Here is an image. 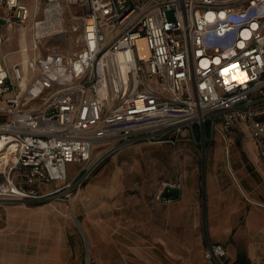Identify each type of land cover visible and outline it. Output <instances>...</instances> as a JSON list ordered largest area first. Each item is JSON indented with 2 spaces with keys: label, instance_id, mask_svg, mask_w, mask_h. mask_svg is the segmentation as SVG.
<instances>
[{
  "label": "built area",
  "instance_id": "1",
  "mask_svg": "<svg viewBox=\"0 0 264 264\" xmlns=\"http://www.w3.org/2000/svg\"><path fill=\"white\" fill-rule=\"evenodd\" d=\"M44 2L39 18L24 0H0V46L34 32L0 52V203L71 197L113 153L176 145L183 131L217 135L229 154L230 136L247 130L264 167V0ZM66 27L79 51L42 54V39ZM183 197L178 176L155 201ZM204 255L226 264L228 252L207 237Z\"/></svg>",
  "mask_w": 264,
  "mask_h": 264
},
{
  "label": "rangeland",
  "instance_id": "2",
  "mask_svg": "<svg viewBox=\"0 0 264 264\" xmlns=\"http://www.w3.org/2000/svg\"><path fill=\"white\" fill-rule=\"evenodd\" d=\"M24 1L39 18L44 16V0ZM66 30L42 39L41 53L54 47L78 52L77 35ZM8 36L1 53L31 45L34 32L28 30L25 38L14 30ZM21 59L22 55H10L8 62ZM241 135L229 138L240 140L230 148L231 164L235 160L249 176L241 179L245 193L234 181L227 187L236 210L230 217L231 234L222 227L218 235L227 239L221 243L230 254L226 264H264V230L249 227L253 213L264 220V178L258 180L264 167L255 162L248 131ZM174 138L176 145L137 143L113 153L71 197L63 190L25 203H0V264H217L204 255L209 199L218 203L207 190L212 177H221L211 164L216 156L226 157L225 144L217 135L202 143L203 137L190 131ZM216 144L221 152L215 151ZM248 144L250 148L244 146ZM225 166L228 171L227 160ZM178 176L184 180L183 199L171 205L156 202L160 184ZM56 187L48 185L45 190ZM187 192L193 195L186 199Z\"/></svg>",
  "mask_w": 264,
  "mask_h": 264
},
{
  "label": "crops",
  "instance_id": "3",
  "mask_svg": "<svg viewBox=\"0 0 264 264\" xmlns=\"http://www.w3.org/2000/svg\"><path fill=\"white\" fill-rule=\"evenodd\" d=\"M234 135L237 136L236 133H234ZM210 142H209V144H210ZM239 142H240L239 138H235L234 140L230 139V148L232 149L233 146L236 147V143H239ZM244 146L250 148L251 144H248L247 146L244 145ZM215 151L221 152V146L219 144L215 145ZM253 152L255 155V146H254ZM226 160L228 161V171H227L226 166H225ZM255 162L257 164H259L257 161L256 155H255ZM221 164L223 165L222 169H220ZM233 164L234 165L232 167L231 150H230L229 154L226 152V157L223 155L216 156L214 161H212V164H211L212 165L211 169L213 171L216 170V172L221 173L220 178L218 176H215V177H212L210 179L211 185H210V188L207 190L208 195L215 196L218 200V203H215L214 197L212 200L209 199V201H211V202H209L211 213L209 215H207V224L209 226V233H207V237L216 243H222V242L225 243V241L227 240L225 237L218 235V232L221 230L222 227L225 228L227 234H231V229H230L231 218L230 217H231V213L236 210L234 202L230 201L231 199L229 200L230 194L227 191V187L229 188V186L234 181L235 184L237 185V187L242 192H244L243 187L241 185V182H242L241 179H243V178L248 179V176H249V174H246L244 172L243 167H241L235 160L233 161ZM219 169L221 171H218ZM210 174L213 175L212 172ZM230 174H231V176H230ZM262 178H264V175H262V174L258 175V180H263ZM261 182H264V180ZM233 190L235 191V188ZM191 195H193L192 192H187L186 193V196H187L186 199L189 198ZM223 203H225V206ZM254 203H257V202H254ZM257 204H259V203H257ZM253 215H255V216H253ZM257 215L261 216L257 213H253L252 216H250L251 218H250L249 227L250 228H259V230H264V220L259 219V217H257ZM251 219H252V222H251ZM226 249H227V247H226ZM227 252H228V255L230 256L228 249H227ZM248 258L253 261V259H254L253 254L250 253L248 255Z\"/></svg>",
  "mask_w": 264,
  "mask_h": 264
},
{
  "label": "bare ground",
  "instance_id": "4",
  "mask_svg": "<svg viewBox=\"0 0 264 264\" xmlns=\"http://www.w3.org/2000/svg\"><path fill=\"white\" fill-rule=\"evenodd\" d=\"M25 38H26V37H25ZM26 44H27V43H26ZM26 44L24 45V47L26 46ZM24 56H25V59H26V58H27V57H26V54H24Z\"/></svg>",
  "mask_w": 264,
  "mask_h": 264
}]
</instances>
